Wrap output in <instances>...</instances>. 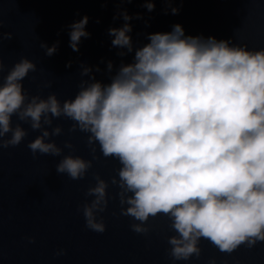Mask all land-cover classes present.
Returning <instances> with one entry per match:
<instances>
[{
	"label": "clouds",
	"instance_id": "obj_1",
	"mask_svg": "<svg viewBox=\"0 0 264 264\" xmlns=\"http://www.w3.org/2000/svg\"><path fill=\"white\" fill-rule=\"evenodd\" d=\"M93 2L140 3L148 12L163 3L177 15L180 9L171 5L184 0ZM121 18V27L107 30L112 48L126 50L116 53L121 63L108 83L96 79L98 65L81 63L80 75L89 79H81L74 98L61 102L55 93L46 98L27 94L22 81L37 71L32 60L22 57L8 70L0 83V151L20 145L28 135L20 123L13 126L15 116L40 132L27 144L34 157H60L63 149L50 138L63 133L60 125L53 126L54 119L65 118L72 121L69 133L88 134L92 159L64 155L57 174L73 181L85 178L99 159L98 145L105 159L120 164L110 181L119 188L120 215L136 221L130 228L137 234L150 231V218L167 217L175 233L167 240L173 260L199 258L202 239L226 254L264 242V49L249 50L231 38L186 35L180 24L170 32L148 33L147 42L134 47L130 21L143 16L117 8L113 21ZM88 23L85 15L68 26L74 52H79L81 38H91ZM3 26L0 18V50L13 38ZM40 47L51 57L59 41ZM133 53L132 61L124 63ZM71 65L69 61L66 67ZM113 69L114 62L107 61V72ZM4 70L0 55V76ZM42 86L51 88L52 81ZM64 148L75 150L69 142ZM94 179L85 193L94 198L80 210L85 227L103 233L100 214L108 208L109 182L98 174ZM65 254L64 249L56 252Z\"/></svg>",
	"mask_w": 264,
	"mask_h": 264
},
{
	"label": "water",
	"instance_id": "obj_2",
	"mask_svg": "<svg viewBox=\"0 0 264 264\" xmlns=\"http://www.w3.org/2000/svg\"><path fill=\"white\" fill-rule=\"evenodd\" d=\"M171 7L179 8V14H171L170 7L156 3L155 10L148 12L140 3L101 4L93 0H0V18L3 32L13 33L5 40L0 55L5 70L3 76L22 57L37 65L22 81L29 96L46 98L55 93L63 102L74 98L81 79L80 65L99 66L101 72L94 73L97 80L108 83L121 63L116 55L124 49L112 48L107 30L121 27L123 19L113 21L117 8L127 9L129 15L140 13L143 19L130 21L133 31L129 35L135 46L146 43L145 35L155 32H170L174 24H180L186 35L214 36L246 45L249 50L264 49V0H184ZM168 8V14L165 9ZM85 15L89 17L86 31L91 38H81L79 52L70 47L68 27ZM99 20V23L96 21ZM145 22L149 26H145ZM59 41L58 51L51 57L40 47L42 42L49 47ZM133 54L123 58L130 63ZM101 59L104 63H101ZM114 62L111 74L107 72V61ZM72 61L71 67L66 64ZM52 81L51 88L42 85ZM13 126L20 123L28 135L16 147L0 151V264H264V242L254 248L239 247L231 254L221 253L206 240H201V255L188 261H175L169 255V236L175 235L170 221L158 215L148 221L147 234L133 232L130 217L120 215L119 192L111 185L120 164L115 159H105L97 145L98 160L93 161L85 178L73 181L66 174H57L56 164L64 155L72 154L86 160L92 159L87 146V135L77 131L69 133L72 121L54 119L53 126L60 125L63 133L51 137L63 149L60 157L41 155L34 157L27 144L40 135L29 123L12 118ZM51 131V129H49ZM65 142L73 145L74 151L64 148ZM98 174L109 182L108 208L103 216L106 230L93 232L85 227L80 210L82 205L94 197L85 193L96 181ZM115 213V214H114ZM29 238L35 242L30 243ZM60 249L65 255L57 256Z\"/></svg>",
	"mask_w": 264,
	"mask_h": 264
}]
</instances>
